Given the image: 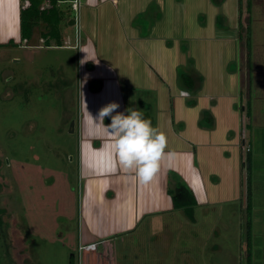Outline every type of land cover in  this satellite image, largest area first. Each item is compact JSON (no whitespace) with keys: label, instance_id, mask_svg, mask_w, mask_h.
<instances>
[{"label":"crops","instance_id":"obj_1","mask_svg":"<svg viewBox=\"0 0 264 264\" xmlns=\"http://www.w3.org/2000/svg\"><path fill=\"white\" fill-rule=\"evenodd\" d=\"M21 2L0 0V46L36 49L35 31L28 45L20 39ZM58 6L70 20L63 15L62 45L51 46L76 56L78 246L96 244L78 252V264H91L99 247L95 255L114 253L110 241L135 233L143 221L151 230L165 226L161 217L175 211L168 188L178 180L198 206L240 201L244 111L236 69L229 71L239 53L238 0H80L76 9L72 0H58ZM181 68L194 78L189 89L179 80ZM110 102L120 112L139 108L167 135L173 155L149 184L114 168L103 147L106 134L89 133L88 112L95 117Z\"/></svg>","mask_w":264,"mask_h":264},{"label":"rangeland","instance_id":"obj_2","mask_svg":"<svg viewBox=\"0 0 264 264\" xmlns=\"http://www.w3.org/2000/svg\"><path fill=\"white\" fill-rule=\"evenodd\" d=\"M246 5L242 0V37L229 71L236 69L238 107L244 111L241 159L248 150L254 155L250 214L241 165L240 201L197 205L194 221L183 210H175L174 215L161 217V225L166 226L162 228L151 230L148 220L143 221L135 233L110 241L114 253L102 250L103 256L95 255L99 247L91 260L84 255V261L264 264V0H252L250 14ZM69 12L64 10V22L70 20ZM248 21L250 63L245 48ZM43 29L42 24L35 28V40ZM36 42L39 47L32 50L12 43L0 46V264H72L71 257L78 264L76 216L81 188L76 176V128L70 131L78 112L77 76L71 67L76 56L63 48H48L41 39Z\"/></svg>","mask_w":264,"mask_h":264},{"label":"clouds","instance_id":"obj_3","mask_svg":"<svg viewBox=\"0 0 264 264\" xmlns=\"http://www.w3.org/2000/svg\"><path fill=\"white\" fill-rule=\"evenodd\" d=\"M118 108V103L110 102L95 117L88 112L89 133L106 134L109 142L103 147L114 168L118 165L123 171L134 173L139 183L149 184L161 161L173 155L166 152L167 135L158 125L153 126L139 108L129 107L125 112L117 111ZM106 117L110 118L109 124L104 123Z\"/></svg>","mask_w":264,"mask_h":264},{"label":"trees","instance_id":"obj_4","mask_svg":"<svg viewBox=\"0 0 264 264\" xmlns=\"http://www.w3.org/2000/svg\"><path fill=\"white\" fill-rule=\"evenodd\" d=\"M260 1V0H258ZM246 10L250 14L252 0H246ZM242 10V0H238V12H239V29L241 27L240 14ZM63 11L58 6V0H22L19 8V31L20 39L25 45L30 42L34 30L40 24L44 26V29L40 32V39L43 41L44 46H61V34L59 30V24L63 19ZM241 33L238 34V39H241ZM51 42L53 44H51ZM12 43V42H10ZM9 43V44H10ZM245 48L247 50V58L250 63L251 56V25L250 21L246 26L245 30ZM230 67V66H229ZM179 80L181 84L186 88L193 86L194 78L184 71H179ZM246 113L248 116L251 115L250 104L248 103ZM251 152L247 151L245 160L242 165L245 168V199H246V210L247 213L251 212ZM168 194L171 198L173 210H183L189 220L194 221V208L197 206V201L190 188L181 180L175 182L173 187L168 188ZM248 227H251L248 224ZM247 245L250 246V230H248ZM249 255V253H248ZM248 260V259H247ZM250 263V257H249Z\"/></svg>","mask_w":264,"mask_h":264},{"label":"built area","instance_id":"obj_5","mask_svg":"<svg viewBox=\"0 0 264 264\" xmlns=\"http://www.w3.org/2000/svg\"><path fill=\"white\" fill-rule=\"evenodd\" d=\"M72 4H73V8L76 9L77 6L80 4V0H72ZM88 249H91V250H95L96 249V244H88V245H79L78 246V252L80 251H85V250H88Z\"/></svg>","mask_w":264,"mask_h":264},{"label":"water","instance_id":"obj_6","mask_svg":"<svg viewBox=\"0 0 264 264\" xmlns=\"http://www.w3.org/2000/svg\"><path fill=\"white\" fill-rule=\"evenodd\" d=\"M73 125H74V121L71 122V129L70 131L73 132ZM71 263L74 264V258L71 257Z\"/></svg>","mask_w":264,"mask_h":264}]
</instances>
